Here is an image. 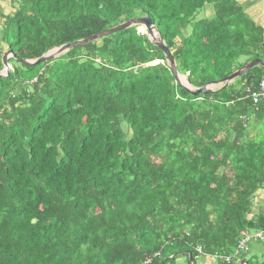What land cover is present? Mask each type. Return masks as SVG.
<instances>
[{"label": "trees", "instance_id": "trees-1", "mask_svg": "<svg viewBox=\"0 0 264 264\" xmlns=\"http://www.w3.org/2000/svg\"><path fill=\"white\" fill-rule=\"evenodd\" d=\"M241 1L9 0L0 56L36 60L147 16L198 89L264 61L263 29ZM136 29L41 65L8 60L0 264H190L186 253L196 264L198 249L213 264H264L249 256L259 240L234 254L242 232H264V207L252 211L264 189V101L246 93L264 69L191 96Z\"/></svg>", "mask_w": 264, "mask_h": 264}, {"label": "water", "instance_id": "water-1", "mask_svg": "<svg viewBox=\"0 0 264 264\" xmlns=\"http://www.w3.org/2000/svg\"><path fill=\"white\" fill-rule=\"evenodd\" d=\"M132 27L137 28V32L141 33V35H145L149 43L156 47L164 56L165 63L172 74L175 82L177 85L186 91L189 95L191 96H197V95H211L216 92H221L222 90L226 89L231 83H233L236 79L240 78L241 76L245 75L248 73L251 69L255 67H259L264 69V61L261 60H253L244 66L240 67L233 73H231L229 76L226 78L216 81L213 83H209L201 88H193L190 86L188 81L185 79V77L179 75L176 71L175 68V63L173 56L171 52L168 50V48L164 45L163 39L159 35L158 31L155 29L153 23L149 19V17H143V18H138L134 20H130L124 23H121L107 31H104L102 33L90 36L88 38H85L83 40L71 43V44H66L58 48H54L46 52L44 55H42L40 58L32 61L28 60H22L20 58H17L11 50H8L7 52L4 53V55L1 58V65H2V70L0 71V78H4L8 76L9 73V67L7 64V61L12 58L19 64H21L23 67H32L36 65H41L45 64L48 62L53 61L54 59H57L59 56L67 53L69 50H72L77 47H83L91 42L100 40L104 37L113 35L117 32H121L127 29H130ZM138 28H141L144 30V33L140 32ZM188 255L189 263L192 264V259L190 258V254L186 253ZM240 264H245V261H241Z\"/></svg>", "mask_w": 264, "mask_h": 264}, {"label": "crops", "instance_id": "crops-1", "mask_svg": "<svg viewBox=\"0 0 264 264\" xmlns=\"http://www.w3.org/2000/svg\"><path fill=\"white\" fill-rule=\"evenodd\" d=\"M239 2V1H237ZM241 4L244 7L245 14L254 22H256L264 32V1L262 0H242ZM261 5V7H260ZM0 14L4 15L2 11V5L0 3ZM1 44V42H0ZM0 47L4 48L3 46L0 45ZM254 206L252 211L254 213H258L261 208L264 207V189L258 191L254 197ZM255 250L257 253H262L264 254V245L263 244H257L254 245L251 248L249 256L252 257V251ZM198 260H203L205 261V264H213L211 258L209 257H200L196 259ZM196 261V262H197ZM264 261V260H262Z\"/></svg>", "mask_w": 264, "mask_h": 264}, {"label": "built area", "instance_id": "built-area-1", "mask_svg": "<svg viewBox=\"0 0 264 264\" xmlns=\"http://www.w3.org/2000/svg\"><path fill=\"white\" fill-rule=\"evenodd\" d=\"M96 62L99 63V60H96ZM246 93L249 94L254 104L258 103L259 100L264 101V74L260 78L257 90L253 92H250L249 90H247ZM256 240H259L262 243L264 242V232L263 231L254 232L253 234L242 232L240 234V239L237 243V248L234 254L235 255H238L240 253L246 254L249 249V244L253 243V241H256ZM196 253H197L196 258H200L201 256H204V254L201 253L200 249L196 250ZM212 259L218 261L219 263L229 262L230 260L228 257L217 256V255L213 256ZM148 261L149 259H147V261H145L144 264H148Z\"/></svg>", "mask_w": 264, "mask_h": 264}, {"label": "rangeland", "instance_id": "rangeland-1", "mask_svg": "<svg viewBox=\"0 0 264 264\" xmlns=\"http://www.w3.org/2000/svg\"><path fill=\"white\" fill-rule=\"evenodd\" d=\"M264 1V0H262ZM242 2V1H241ZM0 3L2 5V11L4 14H7L8 11H9V0H0ZM261 7V5H260ZM206 12H207V9H206ZM198 18H200V16H198ZM139 30V29H138ZM9 30L6 26H3V22L2 20H0V42H1V46L4 47V50L7 49V47L10 45V38L8 36L9 34ZM4 55V54H3ZM0 56V63H1V58L2 56ZM12 64V63H10ZM252 260L253 261H256V262H261L262 260H264V254L262 253H257L255 250L252 251ZM176 264H186L185 263V259L184 258H178L176 261H175ZM196 264H205V261L203 260H198L196 262Z\"/></svg>", "mask_w": 264, "mask_h": 264}, {"label": "clouds", "instance_id": "clouds-1", "mask_svg": "<svg viewBox=\"0 0 264 264\" xmlns=\"http://www.w3.org/2000/svg\"><path fill=\"white\" fill-rule=\"evenodd\" d=\"M137 33H138V32H137ZM139 34H141V33H139ZM142 35H143V34H142ZM5 52H7V51H5ZM5 52H4V53H5ZM4 53H3V54H4ZM3 54H2V55H3ZM7 62H8V61H7ZM7 64H8V63H7ZM8 67H9V66H8ZM9 70H10V68H9Z\"/></svg>", "mask_w": 264, "mask_h": 264}, {"label": "bare ground", "instance_id": "bare-ground-1", "mask_svg": "<svg viewBox=\"0 0 264 264\" xmlns=\"http://www.w3.org/2000/svg\"><path fill=\"white\" fill-rule=\"evenodd\" d=\"M141 32L144 33V30L142 29Z\"/></svg>", "mask_w": 264, "mask_h": 264}]
</instances>
